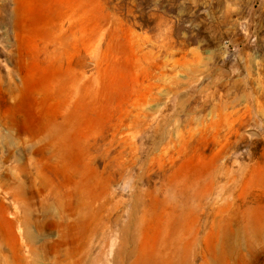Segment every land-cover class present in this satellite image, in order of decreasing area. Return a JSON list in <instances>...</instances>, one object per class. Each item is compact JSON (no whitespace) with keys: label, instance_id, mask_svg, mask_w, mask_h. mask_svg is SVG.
Wrapping results in <instances>:
<instances>
[{"label":"rangeland","instance_id":"rangeland-1","mask_svg":"<svg viewBox=\"0 0 264 264\" xmlns=\"http://www.w3.org/2000/svg\"><path fill=\"white\" fill-rule=\"evenodd\" d=\"M0 264H264V0H0Z\"/></svg>","mask_w":264,"mask_h":264},{"label":"crops","instance_id":"crops-1","mask_svg":"<svg viewBox=\"0 0 264 264\" xmlns=\"http://www.w3.org/2000/svg\"><path fill=\"white\" fill-rule=\"evenodd\" d=\"M14 1H15L16 5H19L22 2V0H14Z\"/></svg>","mask_w":264,"mask_h":264}]
</instances>
